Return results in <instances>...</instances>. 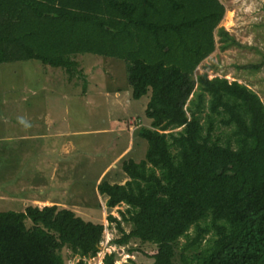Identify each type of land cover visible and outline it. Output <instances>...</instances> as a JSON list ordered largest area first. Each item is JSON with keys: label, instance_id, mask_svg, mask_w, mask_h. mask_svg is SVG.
<instances>
[{"label": "trees", "instance_id": "16d2710c", "mask_svg": "<svg viewBox=\"0 0 264 264\" xmlns=\"http://www.w3.org/2000/svg\"><path fill=\"white\" fill-rule=\"evenodd\" d=\"M225 11L221 0H0V63L62 68L86 94L77 56L114 57L133 98L150 94L145 158L123 160L126 182L97 184L108 209L125 205L108 214L121 233L111 243L155 244L149 264H264V102L237 80L197 73ZM218 35L222 49L237 44ZM104 230L56 203L0 211V264H89ZM117 260L113 250L103 263Z\"/></svg>", "mask_w": 264, "mask_h": 264}, {"label": "rangeland", "instance_id": "374dc122", "mask_svg": "<svg viewBox=\"0 0 264 264\" xmlns=\"http://www.w3.org/2000/svg\"><path fill=\"white\" fill-rule=\"evenodd\" d=\"M221 2L226 11L214 31L216 48L197 67V73L237 80L264 102V0ZM220 27L237 44L222 49ZM77 59L88 75L86 94L82 83L69 80L62 68L37 60L0 63V211H23L31 204L25 206V201L35 198L45 199L34 202L38 206L55 201L86 220L104 224L101 248L88 258L89 264H102L106 252L115 248L117 264L129 258L149 264L157 250L155 244L140 240L125 246L111 243L121 233L108 214L120 218L118 209L125 205L108 209L97 184L103 178L126 182L129 177L122 169L123 160L145 158L148 143L138 131L150 124L144 113L150 94L133 98L121 59L93 53L79 54ZM124 226L130 230L129 224ZM185 240L182 237L181 244ZM131 247L139 249L131 254ZM77 260L73 256L67 263Z\"/></svg>", "mask_w": 264, "mask_h": 264}, {"label": "crops", "instance_id": "0c3cea01", "mask_svg": "<svg viewBox=\"0 0 264 264\" xmlns=\"http://www.w3.org/2000/svg\"><path fill=\"white\" fill-rule=\"evenodd\" d=\"M23 138H25V137H23ZM128 147H129V150H130L131 147H132V145L129 144ZM129 150H128V151H129ZM110 166H111V165H110ZM103 175H104V173H102V175H101L100 177H103ZM99 180H100V178L98 179L97 182H99ZM122 183H123V182H122ZM21 186H22V185H21ZM40 200H42V199H36V198H35V199H32V201H30V202H28V200H26V201H25L26 204H24V205L26 206V205L29 204V203H31V204L33 203V204H34V202L44 203V200H45V199H43L42 201H40ZM53 203H55V201H53ZM36 205H38V204H36ZM46 205H47V204H46ZM39 206L42 207V205H40V204H39Z\"/></svg>", "mask_w": 264, "mask_h": 264}, {"label": "built area", "instance_id": "2783aa9c", "mask_svg": "<svg viewBox=\"0 0 264 264\" xmlns=\"http://www.w3.org/2000/svg\"><path fill=\"white\" fill-rule=\"evenodd\" d=\"M115 249H116V248H115ZM115 249H113V250H115ZM113 250L111 249V251H110V252H112ZM118 261H119V260H117V263H118Z\"/></svg>", "mask_w": 264, "mask_h": 264}, {"label": "clouds", "instance_id": "9594fccd", "mask_svg": "<svg viewBox=\"0 0 264 264\" xmlns=\"http://www.w3.org/2000/svg\"><path fill=\"white\" fill-rule=\"evenodd\" d=\"M48 205V204H47Z\"/></svg>", "mask_w": 264, "mask_h": 264}]
</instances>
